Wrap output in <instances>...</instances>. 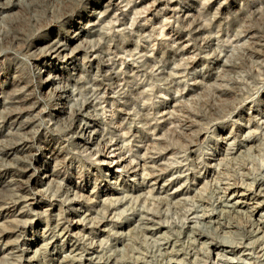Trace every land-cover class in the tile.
Returning a JSON list of instances; mask_svg holds the SVG:
<instances>
[{"label":"rangeland","instance_id":"rangeland-1","mask_svg":"<svg viewBox=\"0 0 264 264\" xmlns=\"http://www.w3.org/2000/svg\"><path fill=\"white\" fill-rule=\"evenodd\" d=\"M13 1L18 5L0 21V235L8 232L0 237V264H19L22 257L26 258V249L27 255H32L44 243L41 233L50 234V230L43 232L46 224L51 228L56 221H49V217L59 210L80 206V215L75 219L88 217V221L83 220L87 225L104 220L109 229L129 221L126 228L132 232L125 242L129 246L115 256L117 260H126L132 254L130 248L138 249L142 256L146 254L148 260H156L165 247L160 236L170 235L171 239H181L176 248L185 263L193 264V257L188 258L194 250L202 261L206 253L191 242L185 227L197 223L195 229L216 242L244 241L249 250L241 247L234 254L231 247L225 246L221 251L232 264L256 261L247 253L258 246L264 251V236L258 240L249 236L247 215L224 213L222 222L226 228L198 222L194 216L203 209H221L219 200L225 196L220 189L224 183L242 179L251 183L264 173V127L253 125L249 130L257 151L222 160L219 173L213 179L206 178L212 182L205 188L201 189L198 178L204 176V161L218 148L219 136L238 132L239 123L245 124L250 113L263 109L264 47H256L259 51L253 47L254 40L264 44V0H177L183 11L193 12L184 23L176 13L170 12L166 19L159 13L163 0H132L142 2L134 10L123 7L117 20L111 18L115 7L99 19L93 17L92 12L103 10L101 5L108 0ZM153 2L157 6L152 5V12L146 15L143 7ZM96 20H100L99 25L85 28ZM192 20L205 29L197 40L188 35ZM77 29L82 31L78 40L81 51L73 67L61 62V58L45 56L51 41L58 38L69 43ZM178 34L186 40L184 50L191 53L183 55V51L170 49L172 38ZM208 36L212 40L207 44ZM70 45L74 43L70 41ZM218 58L228 65L222 66ZM49 74L55 80L46 85ZM56 87L66 88L72 100H59ZM92 99L100 101L96 110L98 128L106 135L122 133L129 159L153 134L162 138L160 146L167 148L166 159L161 161L166 163V177L141 186L138 177L120 175L114 163L101 164L102 156L79 145L71 113ZM14 119L17 120L12 123ZM23 140L31 146L28 152L17 150ZM12 146L15 148L10 150ZM51 152L57 155L56 171L55 161L47 158ZM52 171L55 174L49 179L54 180L48 183L43 174ZM245 173L249 176L245 177ZM30 187L45 188L32 204L34 211L27 206L21 208L25 204L19 202ZM149 189L154 195L160 191V196L176 193L180 202L154 203L157 198L145 194ZM75 192L81 195L78 200H74ZM229 197L223 203L229 205ZM31 198L28 202H33ZM118 198L121 201L117 202ZM146 213L160 214L164 226L160 232L152 235ZM88 232L92 233L88 243L94 238L99 254L113 252V235ZM61 242L64 241H57L59 247ZM52 251L49 246L47 252ZM212 251L213 259L216 250ZM263 258H259V264H264Z\"/></svg>","mask_w":264,"mask_h":264},{"label":"bare ground","instance_id":"bare-ground-1","mask_svg":"<svg viewBox=\"0 0 264 264\" xmlns=\"http://www.w3.org/2000/svg\"><path fill=\"white\" fill-rule=\"evenodd\" d=\"M164 6L161 8V13L165 19L167 17V14L176 13L178 14L177 17L182 20V23L187 22L188 19L192 18L193 12L191 10H182L181 6L176 3L177 0H163ZM132 0H108L105 5H101L104 7L103 10L100 12H92L94 15L93 17H96L99 19L100 16H104L106 12L111 9V7H115L116 11L114 12L113 16L111 17L114 20H117V15L121 14L124 10H122L123 7L129 6V10L136 9L139 4ZM18 5V2H14L13 0H0V21H2L3 17L7 16L8 12L12 10L14 7ZM152 5H156L157 3L146 5L143 7V9L147 14H150L153 9L150 10V7ZM127 10V11H129ZM118 12V13H117ZM100 20H96L93 22H88L85 25V28L88 30V28L94 27L95 24H100ZM189 28V36H193L192 38L197 40L201 37V35L204 34L205 29L204 27L199 24L198 22L192 20L188 23ZM81 30H75L72 34V38L69 39V43H66L65 41H61L60 39L56 38L51 43L47 45V51L45 56L49 57V59L55 60L60 59L61 62H63L66 65H70L73 67L74 61L76 60V57L78 53L81 51ZM89 32V31H88ZM254 39L255 37H250ZM211 37L208 36L206 39V43L208 44L211 41ZM70 41L74 43V45H70ZM77 41V42H76ZM173 44L170 46V49L173 52H176L180 50L183 55L189 54L191 52L188 51V49L184 50V43L186 42L185 38H182L181 34H178L172 38ZM76 42V43H75ZM255 48L254 51H259L260 48L256 47H264V44H261L259 42H256L254 40ZM95 51H93L94 54ZM95 56V55H94ZM218 62H221L222 66L228 65L223 58H218ZM41 71H39L40 73ZM75 77V76H74ZM73 77V78H74ZM72 78V79H73ZM55 80V76H52V74H49L44 82H46V85L53 84ZM57 91V95L59 100L63 101V103H66V101L72 100V94L69 93V91L66 88H60L56 87L55 89ZM104 102V101H103ZM98 104H100V101L92 99L86 101L81 107L75 109L71 113V121L73 125H75V128L78 129V136L79 139V145L84 149L88 150L89 153H95L96 155L102 156L100 159L101 164L105 165H111L114 163L115 167L117 169H120V175L124 174L126 176H132L133 178L138 177L139 184L141 186H145L150 181H153L157 183L158 181H161L165 173L167 172L165 162H161L162 160L166 159L167 156V148L160 146V140L162 139L159 136H152V138L147 140L146 142H141V145L138 147L137 152L134 156V158L129 159L126 157V150L123 145L124 135L120 132L113 131L109 135H106L101 132V130L98 128V120L99 116L96 112L98 109ZM263 109H256L252 113H250L246 119V123L242 124L239 123L238 126L240 129L238 132H229L225 136H219L217 142L219 144L218 148L212 150V153L210 154L211 157L204 161L203 168L205 169V174L203 177H198L199 181H202L201 183V189L205 188L209 182H212L213 177L219 173L220 166L222 160L230 159V158H236L243 156L244 154L252 153L258 150V146H254V137H252V132L249 130L251 126L256 125L257 127H264V101H263ZM62 109V108H61ZM59 112H64L63 110H59ZM68 113L64 112V114ZM169 114V113H167ZM22 115L19 116L21 118ZM17 119H14L12 123H14ZM19 128V126H17ZM22 146L20 149H17L20 152H28L29 149H31V146L27 143V141L23 140L20 143ZM15 147H10L9 149L12 150ZM16 150V151H17ZM46 150V149H44ZM15 151V152H16ZM7 155L9 153H6ZM57 157L56 153L51 152L50 155L47 158H50L53 162L55 161V158ZM57 161L54 162V171L57 170ZM190 166H196L195 163H189ZM28 169H23V171H27ZM52 171L51 174H47L44 172L43 177L47 180L48 183L51 180H54L53 178L49 179L55 172ZM198 173V172H197ZM111 175H114V172L111 173ZM197 175V174H196ZM196 175L193 176L196 177ZM245 177H248L249 174L245 173ZM166 177V176H165ZM212 177L211 180H208L206 178ZM124 182V181H123ZM114 183L117 184V181H114ZM172 182H170L168 185H170ZM38 184H43V182H39ZM29 185V182H28ZM30 186V185H29ZM29 193L20 196L19 202L24 201V204L21 208L24 206L28 207V210L34 211L32 208V204H36V198L37 196L41 195L45 188H28ZM33 189V190H32ZM143 189V188H141ZM119 192L118 189H115V192ZM135 190H139L135 189ZM114 192V191H113ZM145 192V191H144ZM157 195L153 194V189L147 190L146 195L156 197L157 201H154V203L159 204H166L168 202L177 203L180 202L179 199L176 198L177 194L174 193L173 196H160L161 192L157 191ZM220 193L222 196H225L223 201L219 200V205L221 207L220 210L212 209L211 211H205L200 210L202 212L200 215L195 213V218L198 220V222L205 221L206 224L217 227H223L226 228L227 225H224L222 222L223 214L226 212H231L234 214H244L247 215L249 218V225L247 229V233L249 236H254L258 240L259 238L264 236V173L261 177L255 179L251 183L244 182V179L242 181H233V182H226L220 189ZM132 194H129L131 197ZM230 195L228 201L230 200L231 203L228 205L227 203H223L226 201V196ZM29 197H32L33 202H28ZM81 195L77 194L75 192L74 200H78L77 198H80ZM91 200V199H89ZM121 201V198H118L117 202ZM92 202V201H89ZM16 202L12 203V205H15ZM110 205V204H106ZM82 206H80L81 208ZM79 208V209H80ZM79 209L76 207L69 208V210L63 211L59 210V212L53 217H49L50 220H56L53 227H49L50 224H46V231H43L45 233L50 230V234L48 236H44V233H41V241H44V243L39 247L36 248L32 255H27L28 250H23V253L26 254V258L22 257L20 259L19 264H100L99 261L102 259V264H188L184 262V258H179L182 253H179V249L176 248L178 246L177 242L181 241L179 237H177V240L171 239L170 235L162 237L160 236L161 240L165 241V247L162 248V252L160 254V257L156 260H148V256L146 254H143L141 252H138L139 250H134L133 248H130L131 255L126 260H117L115 259V256L120 252L123 254L125 250L127 249V246L129 244L125 243L126 240H129L130 233L132 232L131 228L128 227L129 221H123L117 226H113L111 228H107L108 224L104 223L106 221L99 220V221H91L90 225H87V223H84L83 220L86 219L88 221V217L82 219L78 218L75 219L76 216H79L80 214ZM227 209V210H226ZM105 212H108V208H104ZM68 213L67 215L64 214ZM246 212H249L247 214ZM21 214H24L22 212ZM49 214V213H48ZM50 215V214H49ZM145 215L150 216V218L147 219V222H151V232L152 235L155 233L160 232L164 226L161 224L160 220V214L158 213H146ZM257 218H253V216H256ZM105 215H103L104 217ZM52 218V219H50ZM94 218H91L93 220ZM189 223L192 222L190 219H186ZM95 222V223H94ZM186 222V224L188 223ZM197 223H192L191 226L187 224L185 227L188 231H190L189 235L192 239L191 242L198 245L199 249H204V252L206 253L205 259L202 261L198 260L197 252H194L191 254V256L188 258L190 260L191 257L192 260L190 262H193V264H232L231 260L228 259L221 251L225 249V246L231 247L232 253H236L240 250V248H244V250H249V248L244 244V241H239L237 243H225L224 241H214L207 237V235L204 234V232L200 231L198 228ZM185 225V224H184ZM94 228L92 229L91 228ZM145 230H148L145 228ZM4 231V230H2ZM88 231H98V236L102 235H113L115 243L111 246L113 248L112 253H101L99 254L100 250H97V245L95 246L94 238L91 239V242H89V234H92ZM7 231L2 232L0 237H3ZM87 233V234H86ZM129 233V234H128ZM135 233V232H134ZM97 234V233H96ZM261 234V235H260ZM163 235V234H162ZM260 235V236H258ZM96 237V236H95ZM62 238V239H59ZM63 240L64 242L59 243L60 247L58 246L57 241ZM107 240V239H106ZM67 244V245H66ZM87 244V245H86ZM103 243L102 241L99 242V245L101 246ZM117 245H121V248H117ZM163 244H161L162 246ZM53 250L52 253L47 252L48 247ZM216 250L215 257L211 258V253H213L212 249ZM42 249V250H41ZM242 250V251H244ZM137 253V254H136ZM251 259L254 258V261L252 264H259L258 260L259 258H262L264 256V251L259 246L257 247V250L252 251ZM252 254L254 256H252ZM50 255V256H49ZM256 255V256H255ZM142 256V257H141ZM186 258V257H185ZM98 261H95V260ZM246 259V258H245ZM264 261V258L262 259V262ZM249 264H251V260H247ZM261 262V260H259Z\"/></svg>","mask_w":264,"mask_h":264}]
</instances>
